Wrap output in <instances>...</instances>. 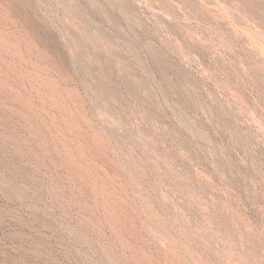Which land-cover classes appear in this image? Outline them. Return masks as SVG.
<instances>
[{
  "label": "rangeland",
  "instance_id": "rangeland-1",
  "mask_svg": "<svg viewBox=\"0 0 264 264\" xmlns=\"http://www.w3.org/2000/svg\"><path fill=\"white\" fill-rule=\"evenodd\" d=\"M0 264H264V0H0Z\"/></svg>",
  "mask_w": 264,
  "mask_h": 264
}]
</instances>
